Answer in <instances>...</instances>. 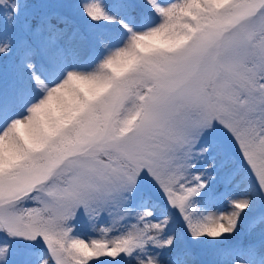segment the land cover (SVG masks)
Returning <instances> with one entry per match:
<instances>
[{"label": "snow or ice", "instance_id": "1", "mask_svg": "<svg viewBox=\"0 0 264 264\" xmlns=\"http://www.w3.org/2000/svg\"><path fill=\"white\" fill-rule=\"evenodd\" d=\"M0 264H264V0H0Z\"/></svg>", "mask_w": 264, "mask_h": 264}, {"label": "rangeland", "instance_id": "2", "mask_svg": "<svg viewBox=\"0 0 264 264\" xmlns=\"http://www.w3.org/2000/svg\"><path fill=\"white\" fill-rule=\"evenodd\" d=\"M218 188H219V190H221V191L223 190V186H222V185H219Z\"/></svg>", "mask_w": 264, "mask_h": 264}]
</instances>
